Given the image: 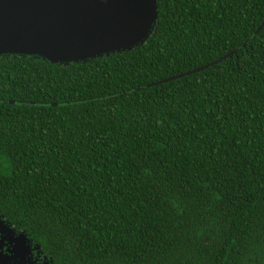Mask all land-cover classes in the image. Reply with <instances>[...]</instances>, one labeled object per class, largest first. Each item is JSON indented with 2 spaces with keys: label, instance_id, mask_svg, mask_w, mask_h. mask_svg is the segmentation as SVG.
<instances>
[{
  "label": "trees",
  "instance_id": "obj_1",
  "mask_svg": "<svg viewBox=\"0 0 264 264\" xmlns=\"http://www.w3.org/2000/svg\"><path fill=\"white\" fill-rule=\"evenodd\" d=\"M0 216L53 264H264V0H155L130 49L0 53Z\"/></svg>",
  "mask_w": 264,
  "mask_h": 264
},
{
  "label": "water",
  "instance_id": "obj_2",
  "mask_svg": "<svg viewBox=\"0 0 264 264\" xmlns=\"http://www.w3.org/2000/svg\"><path fill=\"white\" fill-rule=\"evenodd\" d=\"M148 1L0 0V53L68 62L130 49L149 35L148 11L155 22Z\"/></svg>",
  "mask_w": 264,
  "mask_h": 264
},
{
  "label": "rangeland",
  "instance_id": "obj_3",
  "mask_svg": "<svg viewBox=\"0 0 264 264\" xmlns=\"http://www.w3.org/2000/svg\"><path fill=\"white\" fill-rule=\"evenodd\" d=\"M149 6H150V0L147 3V8ZM150 15H152V24L150 26V29L148 26L147 34L145 36H147L148 33H150L154 22L153 12L148 11L147 17H149ZM143 39L144 38L140 39L139 41H142ZM1 220L2 219L0 217V258L2 256L8 255L9 252H13V254H15L16 257L18 255H21L22 257L29 259L30 249L28 248V246H26L27 237H25V235L21 231H16V230L13 231V229L7 226V223H4L5 222L4 220H2L4 222H2ZM8 245L11 246V248H8ZM4 248H6L7 251H5ZM26 264H32V263L28 262Z\"/></svg>",
  "mask_w": 264,
  "mask_h": 264
},
{
  "label": "flooded vegetation",
  "instance_id": "obj_4",
  "mask_svg": "<svg viewBox=\"0 0 264 264\" xmlns=\"http://www.w3.org/2000/svg\"><path fill=\"white\" fill-rule=\"evenodd\" d=\"M1 219L4 220L5 222L2 221V220L1 221L4 222V223H7V226L10 227L11 229H13V231L14 230L21 231V232H23L25 237H27L26 246H28V248L30 249V256H29V259H26V258L22 257L21 255H18L16 257L15 254H13V252H9L8 255L2 256L0 258V264H26L28 262H31L32 264H53L52 259L50 257H47V255H45L43 253V251L39 247V245L34 243L26 235V233L23 230H21L18 227L14 226L9 221L3 219V217H1ZM8 248H11V246L8 245ZM4 249H5V251H7L6 248H4ZM10 250H13V249H10Z\"/></svg>",
  "mask_w": 264,
  "mask_h": 264
}]
</instances>
